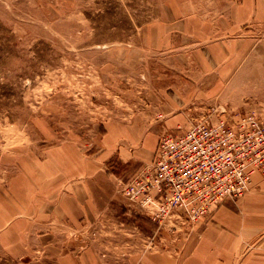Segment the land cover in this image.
<instances>
[{"label":"crops","instance_id":"0c3cea01","mask_svg":"<svg viewBox=\"0 0 264 264\" xmlns=\"http://www.w3.org/2000/svg\"><path fill=\"white\" fill-rule=\"evenodd\" d=\"M173 22L145 25L144 52L166 55L182 70L180 81L155 97L156 115L107 121L93 150L61 140L0 179V264H102L83 237L125 203L118 185L153 160L163 134L218 106L254 109L264 119V0H230L214 18L192 13ZM235 203L237 209L229 200L217 205L177 252H135L125 261L264 264V176L254 175Z\"/></svg>","mask_w":264,"mask_h":264},{"label":"rangeland","instance_id":"374dc122","mask_svg":"<svg viewBox=\"0 0 264 264\" xmlns=\"http://www.w3.org/2000/svg\"><path fill=\"white\" fill-rule=\"evenodd\" d=\"M229 1L0 0V179L61 140L93 150L107 121L143 122L156 115L155 97L179 82L182 70L166 55L144 52L145 25L192 13L214 18ZM215 109L259 116L254 109ZM123 200L110 209L105 226L98 222L83 237L102 264H127L135 252H177L207 219L157 229ZM237 200H229L234 209Z\"/></svg>","mask_w":264,"mask_h":264},{"label":"built area","instance_id":"2783aa9c","mask_svg":"<svg viewBox=\"0 0 264 264\" xmlns=\"http://www.w3.org/2000/svg\"><path fill=\"white\" fill-rule=\"evenodd\" d=\"M256 174L264 176V120L219 109L163 134L153 160L120 193L157 229L171 230L239 199Z\"/></svg>","mask_w":264,"mask_h":264}]
</instances>
